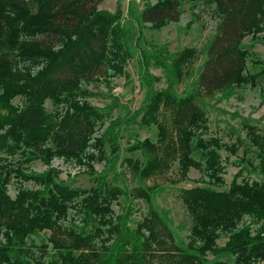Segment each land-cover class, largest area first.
Here are the masks:
<instances>
[{"label": "trees", "instance_id": "1", "mask_svg": "<svg viewBox=\"0 0 264 264\" xmlns=\"http://www.w3.org/2000/svg\"><path fill=\"white\" fill-rule=\"evenodd\" d=\"M102 1L0 0V264H263L264 116L216 105L245 88L264 104V61L241 47L264 34V0H141L124 17ZM183 3L186 29L199 6L214 19L201 47L147 43L143 30L178 23ZM131 61L142 99L113 118L112 80L128 79ZM102 84L106 94L91 90ZM133 126L156 139L123 147ZM222 152L237 169L228 186ZM54 160L82 168L89 187L62 180ZM191 170L200 177L185 188ZM168 189L190 220L184 240L157 204Z\"/></svg>", "mask_w": 264, "mask_h": 264}, {"label": "rangeland", "instance_id": "2", "mask_svg": "<svg viewBox=\"0 0 264 264\" xmlns=\"http://www.w3.org/2000/svg\"><path fill=\"white\" fill-rule=\"evenodd\" d=\"M120 4L122 10V17L125 16L128 5H132L135 13H140L142 9L141 0H103L99 5V9L107 10L109 12H114L116 5ZM181 17L178 23L168 24L161 28L160 30H150L145 28L143 30V37L147 43L152 45H167L170 52H177L185 48H199L205 42L206 38L212 33L215 22L211 17V12L205 7L199 6L195 10L196 21L191 25L190 29H186V25L189 20H191V11L189 9V4L183 3L181 7ZM258 40L251 39V36L245 37L241 43V47L244 50L255 53L261 60L264 61V34L259 35ZM247 69L251 71L250 60L247 61ZM126 72L129 75L128 79H114L112 80L113 90L111 94L117 97L120 107L112 112V116H124L126 112H132L136 109L142 99L141 88L137 80V66L135 61L128 63L126 67ZM151 72L159 77H162L160 70L151 69ZM93 92L100 90L101 92H107L105 86L99 85L97 89L92 88ZM93 105L98 107H103L105 103L109 102L108 98H102L100 96H95L90 99ZM46 108L50 109L51 105L46 102ZM219 110L226 111L228 113L238 111L244 116L252 115L254 118H259L264 116V104H260L259 91L257 89L245 88L242 90H237L233 97L228 101H223L216 105ZM220 113L217 110H212L210 112V130L214 132L215 124L214 120L218 119ZM224 118V117H223ZM124 138L121 140V144L124 147L126 140L145 139L149 138L154 141L156 139V129L150 127L147 129H139L136 126L130 127L122 132ZM126 156L125 154L122 155ZM133 158H139L138 155H133ZM234 157H227V154L222 152V162L225 166L224 181L226 186L230 183L232 176L235 174L237 169L232 165ZM52 166L56 167L60 171V178L66 181H73L75 186L87 188L89 187L88 179L85 174L82 173V168L74 166L73 164L64 163L61 160H54ZM97 170L101 169V165L95 166ZM45 167L39 162H34L29 166V170L40 172L44 170ZM176 164L172 166L167 175L171 180H177L176 175ZM124 172V168H121ZM130 175L126 173V180H129ZM200 177L199 173L191 170L188 174V180L182 182L180 185L185 188H190L194 186L195 181ZM251 177V176H250ZM257 179V177H252ZM14 187H9L10 196H14ZM175 191L168 189L162 196V198L157 200V204L166 212L169 219L171 220L170 228L173 234L178 237L179 240H184L185 234L188 233V228L190 226V220L186 214L183 204L176 197ZM117 210V207H115ZM225 242L224 238L218 241L219 245H223ZM157 258L154 260V264H168L167 262H162ZM264 264V263H263Z\"/></svg>", "mask_w": 264, "mask_h": 264}]
</instances>
